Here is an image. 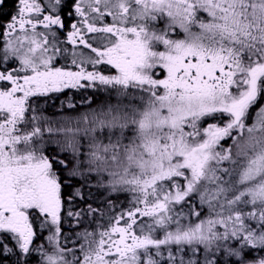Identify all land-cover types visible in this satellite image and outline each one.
Masks as SVG:
<instances>
[{
	"label": "snow or ice",
	"instance_id": "obj_1",
	"mask_svg": "<svg viewBox=\"0 0 264 264\" xmlns=\"http://www.w3.org/2000/svg\"><path fill=\"white\" fill-rule=\"evenodd\" d=\"M89 89L107 98L41 107ZM11 257L264 264V0H16L0 23Z\"/></svg>",
	"mask_w": 264,
	"mask_h": 264
},
{
	"label": "flooded vegetation",
	"instance_id": "obj_2",
	"mask_svg": "<svg viewBox=\"0 0 264 264\" xmlns=\"http://www.w3.org/2000/svg\"><path fill=\"white\" fill-rule=\"evenodd\" d=\"M15 10L16 0H5L3 6H0V23L6 21L10 14H14ZM93 96L99 103L103 102L107 98V93L104 91L89 89L88 92L83 96L76 92V90H72V94H70L68 97H65L62 94H53V98L51 100L45 99L41 107L45 109V112L48 115L60 114L70 103L76 104L78 107H80V110L83 111L84 107H86L88 101H90ZM14 260L15 257H11L9 264H13ZM33 263H35V261H33Z\"/></svg>",
	"mask_w": 264,
	"mask_h": 264
},
{
	"label": "trees",
	"instance_id": "obj_3",
	"mask_svg": "<svg viewBox=\"0 0 264 264\" xmlns=\"http://www.w3.org/2000/svg\"><path fill=\"white\" fill-rule=\"evenodd\" d=\"M105 192L101 189L97 190L95 187L91 189V195H88V190H85V197L88 200L89 203L93 205V207H99L101 209H104V202L107 198H104ZM114 198V197H113ZM83 206V205H81ZM106 211V209H105Z\"/></svg>",
	"mask_w": 264,
	"mask_h": 264
},
{
	"label": "rangeland",
	"instance_id": "obj_4",
	"mask_svg": "<svg viewBox=\"0 0 264 264\" xmlns=\"http://www.w3.org/2000/svg\"><path fill=\"white\" fill-rule=\"evenodd\" d=\"M101 190L104 191L103 189H101ZM109 195H110L109 193H106L105 192L104 198H107L108 199L109 198ZM113 197L115 198V194H113ZM118 204H122V205H126L127 204V201H126L124 195H120L119 196ZM69 235H70V233H69ZM33 264H35V263H33Z\"/></svg>",
	"mask_w": 264,
	"mask_h": 264
}]
</instances>
